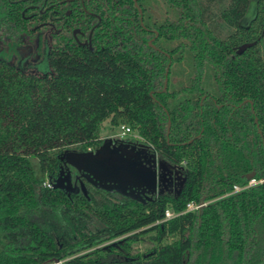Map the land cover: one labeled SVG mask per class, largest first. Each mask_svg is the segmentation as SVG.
<instances>
[{"label":"trees","instance_id":"obj_1","mask_svg":"<svg viewBox=\"0 0 264 264\" xmlns=\"http://www.w3.org/2000/svg\"><path fill=\"white\" fill-rule=\"evenodd\" d=\"M84 3L0 0L12 42L37 9L102 18L95 49L66 43L46 74L0 58V264H264V180L227 194L264 179V0ZM106 121L177 166L181 187L146 200L54 187L66 152L100 146Z\"/></svg>","mask_w":264,"mask_h":264},{"label":"flooded vegetation","instance_id":"obj_2","mask_svg":"<svg viewBox=\"0 0 264 264\" xmlns=\"http://www.w3.org/2000/svg\"><path fill=\"white\" fill-rule=\"evenodd\" d=\"M67 1L70 2L72 0ZM135 2L137 3L136 0ZM81 3L86 10L84 0H81ZM37 10L39 14L35 11L30 16H28L31 19L30 24H32L30 31L22 35L21 40L13 41L15 44L16 55L15 58H13L10 62L14 63L17 67L21 68L22 70H26L27 72L46 74L47 72L53 71L51 66V58L53 54L58 51V48L65 47L66 43L73 44L75 42L78 45L88 47L90 50L95 49L93 45L94 31L102 20L99 13L95 11H87L92 16L90 19H85V17H82L80 21L73 19L72 22L67 20V18L72 15L73 11L71 8H68L63 14L59 10L54 9L49 13L46 19H41L38 21V16L41 17L44 14V10ZM156 13L157 12H155V14ZM157 18L158 16L155 17V19ZM141 21L143 23V15H141ZM5 38L7 41L8 38ZM26 38L27 41H25ZM29 38H33L32 41L28 40ZM149 43L152 44V39L149 41ZM46 48L47 55H45ZM169 66L170 64L168 65L167 69ZM167 75L168 70L166 71L168 85ZM166 88L167 86H164V89ZM106 138L109 137H102L100 146L106 141ZM120 144L126 145L133 152H142L141 157H143L145 154L148 159H153L154 155L152 152H148L150 149L148 146L142 142L132 141L129 138H115L108 147H118ZM100 146L93 147L92 150H96ZM144 150L147 152L143 153ZM154 154L156 156L155 158L157 162H151V164L156 163L154 165H156L159 173L157 189L154 194H158L160 192L163 193L177 191L183 184V176L181 175V171L177 166H171L164 163V161H162V159L155 152ZM69 170L71 172V178L73 182H76L78 187L81 186L82 181L84 182L85 186L87 182L98 188H101L99 184L94 183V181L89 179L87 175H83L82 171L79 169L75 170L74 172L70 164L65 168V171ZM137 190H144V196L153 195L146 187H140Z\"/></svg>","mask_w":264,"mask_h":264},{"label":"water","instance_id":"obj_3","mask_svg":"<svg viewBox=\"0 0 264 264\" xmlns=\"http://www.w3.org/2000/svg\"><path fill=\"white\" fill-rule=\"evenodd\" d=\"M137 1V0H136ZM254 42L242 44L237 52L243 53L247 47L254 45ZM47 55V48L45 50ZM167 86V79L165 87ZM171 122L169 120L168 127L170 129ZM112 138H106V141L96 150L87 152H78L76 157L77 169L82 171L83 175H87L94 183L99 184L101 188L115 190L134 199L146 200L151 196H144V190L138 191L140 187H146L151 194H154L158 184V170L156 165L150 162H157L156 156L148 159L145 155L141 157L142 152H133L129 150L127 154H119L120 144L108 147L112 143ZM105 150V151H104ZM67 162L69 163L68 159ZM70 164V163H69ZM156 164V163H154ZM255 171L248 173V179L255 177ZM54 187L66 189L68 191H76L81 187L82 191L87 194L84 182L78 187L76 182L71 178V172L61 170L60 175L54 180Z\"/></svg>","mask_w":264,"mask_h":264},{"label":"rangeland","instance_id":"obj_4","mask_svg":"<svg viewBox=\"0 0 264 264\" xmlns=\"http://www.w3.org/2000/svg\"><path fill=\"white\" fill-rule=\"evenodd\" d=\"M223 4H226V0H221L220 7ZM255 10H256V2L252 1L250 3V7L248 9V12L246 13L244 18L242 19V23L243 24H248L249 23L251 18L255 15ZM32 39L33 38H29L28 40L32 41ZM25 41H27V38L25 39ZM15 55H16L15 44L11 40L6 41V38L4 37V35H0V58L12 61V59L15 58ZM119 132H120V127H116V126L112 127L107 121L105 122V126H104V129H103V136L113 135V134H116V133H119ZM129 150L130 149L126 145H121V146H119L118 153L119 154H124V153L127 154V152ZM149 150H148V152H150V153L152 152L153 155H155L154 152L151 149H149ZM78 152L79 151L77 150V148L74 149V150H70V151L66 152V157H67L72 169L74 170V172L78 168L77 167V163H76V157H77V153ZM84 152H87V151H84ZM144 152H147V151L144 150L143 153ZM33 161H34V163L37 166L38 165L37 160L33 159ZM150 166L154 167V164H152Z\"/></svg>","mask_w":264,"mask_h":264},{"label":"built area","instance_id":"obj_5","mask_svg":"<svg viewBox=\"0 0 264 264\" xmlns=\"http://www.w3.org/2000/svg\"><path fill=\"white\" fill-rule=\"evenodd\" d=\"M107 137L112 138V139H115V138L123 139V138L139 137V136L134 132V130L132 129V127L130 125L122 124L120 126V132L119 133H116L113 135H108ZM88 150H92V147H89ZM263 180L264 179H256L254 177V178L249 179V181L244 185L235 184L233 189L230 192H228L227 194H231V193L241 191V190H243L247 187H250V186H252L258 182H262ZM210 201H212V200H210V199L209 200H201V201L192 200V201L187 203V206L183 211H174L171 208H167L165 211V216L162 219V221L171 219L173 217H176V216H178L182 213L188 212V211H196L198 209H201L202 207L208 205V203Z\"/></svg>","mask_w":264,"mask_h":264},{"label":"crops","instance_id":"obj_6","mask_svg":"<svg viewBox=\"0 0 264 264\" xmlns=\"http://www.w3.org/2000/svg\"><path fill=\"white\" fill-rule=\"evenodd\" d=\"M102 137H104V136H102Z\"/></svg>","mask_w":264,"mask_h":264}]
</instances>
